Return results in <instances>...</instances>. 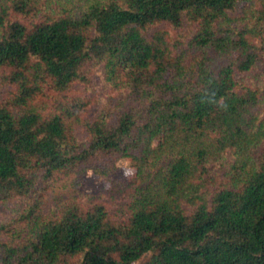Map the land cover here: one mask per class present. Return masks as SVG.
<instances>
[{
	"label": "trees",
	"instance_id": "trees-1",
	"mask_svg": "<svg viewBox=\"0 0 264 264\" xmlns=\"http://www.w3.org/2000/svg\"><path fill=\"white\" fill-rule=\"evenodd\" d=\"M263 99L264 0H0V264H264ZM119 158L121 214L44 211Z\"/></svg>",
	"mask_w": 264,
	"mask_h": 264
},
{
	"label": "rangeland",
	"instance_id": "rangeland-1",
	"mask_svg": "<svg viewBox=\"0 0 264 264\" xmlns=\"http://www.w3.org/2000/svg\"><path fill=\"white\" fill-rule=\"evenodd\" d=\"M178 31L172 30L171 35L176 36ZM213 62L220 64L225 62L232 56L231 52H215L212 51ZM261 73L253 72L246 79L252 83L259 82L261 80ZM99 82L98 74H94L93 88L90 91H86L88 95L94 94V97H100L103 95V89ZM264 108V99L261 104ZM228 156L223 159L214 162L212 165V173L218 172L219 175L224 174L227 167ZM110 173L103 175L100 171H97L95 167H88L82 174L76 177L74 184L67 186L57 187L51 191L44 204V211L52 209L58 202L64 201L70 197H77L84 202L100 201L106 204L110 212L114 215L122 213V209H125L128 202V197L132 185L135 184L136 175L131 162L127 158H119L109 162ZM129 175H125V172ZM18 204V203H14ZM10 204L0 203V220L10 217L14 212Z\"/></svg>",
	"mask_w": 264,
	"mask_h": 264
},
{
	"label": "clouds",
	"instance_id": "clouds-1",
	"mask_svg": "<svg viewBox=\"0 0 264 264\" xmlns=\"http://www.w3.org/2000/svg\"><path fill=\"white\" fill-rule=\"evenodd\" d=\"M125 175H129V173L126 171V172H125Z\"/></svg>",
	"mask_w": 264,
	"mask_h": 264
}]
</instances>
